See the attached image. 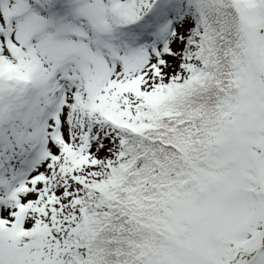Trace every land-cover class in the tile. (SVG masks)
<instances>
[{
	"label": "snow or ice",
	"instance_id": "obj_1",
	"mask_svg": "<svg viewBox=\"0 0 264 264\" xmlns=\"http://www.w3.org/2000/svg\"><path fill=\"white\" fill-rule=\"evenodd\" d=\"M0 264H264V0H0Z\"/></svg>",
	"mask_w": 264,
	"mask_h": 264
}]
</instances>
